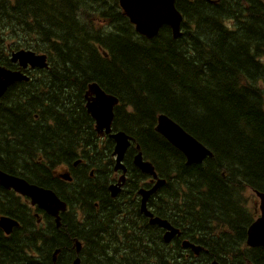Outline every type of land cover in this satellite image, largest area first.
Returning a JSON list of instances; mask_svg holds the SVG:
<instances>
[{
    "label": "trees",
    "instance_id": "obj_1",
    "mask_svg": "<svg viewBox=\"0 0 264 264\" xmlns=\"http://www.w3.org/2000/svg\"><path fill=\"white\" fill-rule=\"evenodd\" d=\"M174 1L183 16L178 39L166 25L152 39L138 35L117 0H0V65L10 66L8 54L18 49L48 58V68L36 70L34 76L40 78L31 82L41 87H27L19 96L22 90H11L9 97L17 104L0 107V171H17L20 163L11 166L17 156L22 162L27 153L43 149L50 154L49 165L67 154L75 161L83 152L85 167L95 168L98 178L83 177L85 188L68 184L83 218H74L76 223L66 220L55 233L33 225L27 207L13 194L5 195L7 204L1 202L0 186V215L12 218L17 210L23 225L18 234L23 239L16 235L15 243L0 233V249L9 264L69 263L68 231L72 237L98 241V252L83 264H264V248L245 247L254 209L242 196V191L264 193V2ZM231 20L238 23L235 31L225 23ZM93 83L118 99L112 130L133 141L124 156L127 183L116 199L107 197V182L99 173L111 177L112 143L92 140L93 121L85 111V94ZM160 115L178 124L213 157L188 165L155 132ZM23 136L27 140L21 144ZM135 146L165 180L147 207L180 230L181 237L169 245L163 242V231L149 225L140 212L137 191L150 186L148 176L132 163ZM32 164L35 171L26 181L49 189L54 175L43 168L45 160L43 166ZM67 203L73 213L75 206ZM94 203L102 215L87 222ZM228 214L232 217L221 228H228L231 239L213 238V225L225 222ZM39 239L45 246L42 257L22 255L23 248L36 246ZM183 240L203 250L194 256L182 249ZM59 247L63 254L53 262L50 253Z\"/></svg>",
    "mask_w": 264,
    "mask_h": 264
},
{
    "label": "water",
    "instance_id": "obj_2",
    "mask_svg": "<svg viewBox=\"0 0 264 264\" xmlns=\"http://www.w3.org/2000/svg\"><path fill=\"white\" fill-rule=\"evenodd\" d=\"M118 3L123 15L134 25L135 31L144 38L151 39L156 36L163 25H167L170 28L173 39L181 37L182 16L176 10L174 0H118ZM11 61L13 63L18 62L22 68L28 66L32 69L48 68L46 54H36L29 50H20L12 54ZM27 80H29L27 76L19 72L6 70L0 66V97L9 85ZM87 98L86 111L94 120L96 131L109 135L115 143L112 152V155L115 156L114 170L122 172L117 184L109 186L110 195L115 197L125 181L126 168L123 164V159L130 147L132 138L121 131L111 134L114 118L113 111L118 104L116 97L105 93L96 84H92L88 87ZM154 130L184 156L188 165L202 164L206 157L212 156L200 142L164 115L157 117ZM133 163L143 174L151 177V182H154V185L150 189L138 190V194L141 197L140 212L149 219V224L156 225L165 231L162 239L168 244L175 236L179 235V230L171 226L166 220L154 217L147 209V202L150 196L165 181L157 178L152 165L149 162L143 161L139 152L134 156ZM64 179H67V177H64ZM0 185L6 189L14 190L23 197H27L31 205L37 206L39 209L53 216L56 225L59 223V212L66 210V204L58 199L53 192L30 185L23 179L0 172ZM257 196L260 199V216L247 229V245L250 247H264V195L258 194ZM17 225L18 223L9 217L0 218V229L6 234ZM183 246L191 248L195 254H198L200 251L199 248H195L187 242H184Z\"/></svg>",
    "mask_w": 264,
    "mask_h": 264
},
{
    "label": "flooded vegetation",
    "instance_id": "obj_3",
    "mask_svg": "<svg viewBox=\"0 0 264 264\" xmlns=\"http://www.w3.org/2000/svg\"><path fill=\"white\" fill-rule=\"evenodd\" d=\"M18 51H15L14 53H16ZM12 53H13V51L8 54V60H9L11 65L10 66L6 65L3 67H5L9 71L19 72L21 74L27 75L29 77L28 81L30 83L29 82L28 83H26V82H15V83L9 85L7 87V90H5L3 95L0 97V107L2 105H9V104H6V102L9 101V98H10L9 93L11 90H15L16 88H18V89L22 90V91H20L22 93L27 87L31 86V82L34 79L40 78V77L34 76V73H35L34 70L35 69H31L29 67L21 68L18 64L12 63L10 61ZM40 87H41V85L39 83L33 84L31 86L32 89L40 88ZM3 99H5L6 102H4ZM32 105L34 106V103H32ZM37 118H38L37 114H33L32 122H36ZM62 128L63 127H61V129ZM92 128H93L94 133H95V136L93 137L92 140L97 141L100 144L102 143L106 146H108L107 142H111L112 143L111 150H112V147L115 146V143L109 137V135H106L104 132H102V133L97 132L95 130V127H94V121H93V127ZM114 132H117V131H114ZM63 133L64 132H62V134ZM67 139H68V141L70 140L68 137H67ZM72 139H74V137ZM26 140H27L26 136H23L21 144H24ZM85 141L87 142V141H89V139L85 138ZM33 142L34 141H30L29 144H31V145L38 144V143H33ZM22 155H24V154H22ZM27 155L28 156H25V160H23L22 162H20L22 160L20 158L21 156L19 157L17 155H12L13 158H15L17 156V158H19V159L13 160L11 163L12 164L11 166H13L14 165L13 163L15 161H17L18 164L20 163L19 169L15 172H9L8 174H12L17 178H20V179L22 178V179L26 180L27 176L30 173H32V171H35V169L31 170L29 164H32V163L30 161H32L34 165H37V164L42 165L43 160H45V166L42 165L43 168L44 169H50L51 173L54 175V178H53L54 181L49 185V191H53L52 186L57 185V187H56L57 191H55L53 193L55 194V196L58 199H60L62 202H64L66 204V210L60 211L58 214L59 215V223H58V225H56L55 218L53 216L47 214L46 212H44L43 210L39 209L36 206L30 205L29 202L25 198H22L15 193V197H17V198H19V200L23 201V204L27 207V210L30 213L31 217L34 218V224L33 225H35L39 230L45 231V233H48V232L49 233H53V232L55 233V230L57 231V230L62 228V226L66 220H73L76 223V220L74 218H80L81 216L83 218L82 208L80 211V209L77 206H75L76 205V197L74 196L73 191L71 190L69 193L67 190L68 184L71 188H73V187L78 188L81 185L83 188L84 183L81 184L82 183L81 180L83 179V177L85 179H88V180L92 179L93 181H96L98 179L97 176H94V173L96 172L95 168L90 169L87 166L85 167V165H87V163H86V158H83V152L81 154L78 153V156L76 157L75 161L73 159L70 160L71 156L68 154H67L65 159L60 157V159H58L59 163H56L55 165H49V163L46 160V157L49 156L50 154L44 153L43 149H37L36 151H34L33 154L27 153ZM133 158H134V156H133ZM5 159H7V158H5ZM111 159L114 161L112 154H111ZM10 161H11V159H10ZM75 162H78V164L76 166L74 165ZM132 163H133V159H132ZM101 165L102 164L100 163V167H101ZM15 169L16 168H14L13 170H15ZM111 171H112L111 173H108L111 175V177L109 178V177H105V172L100 170V172H99L100 173V180L104 181L105 183L107 182V185L105 186V191L107 193L106 194L107 197H110L111 199H116L118 196H120L122 194V192L124 191V189H123L124 185H126V183H127V168H126V178H125L126 181L123 183V185L120 188V191L118 192V194L115 197H112L110 195L109 186L112 184H117L118 178H119V175L121 174V172L120 171H117V172L114 171L113 167H112ZM145 175H147V174H145ZM64 177H67V179H64ZM106 178H107V181H106ZM150 181L151 180L147 179V184L149 186L151 185ZM92 186L96 187V184L93 183ZM38 188H40V186H38ZM1 189L4 193L3 194L4 200L1 202H3L4 204H7V202L5 201V195L9 196V194L6 193L7 192L6 189H4L2 186H1ZM140 189H144V188H140ZM60 194H63V196H61ZM137 195H139L138 191H137ZM62 198L66 199L67 202L71 201L73 204L72 207L75 206V211L73 209V213H70L69 203L62 200ZM81 212H82V214H81ZM20 214H21V212L18 213V211L15 210L14 213L12 215H10L12 217V219H14V220L16 219L20 224L18 223V226L13 227L11 232L7 235H5L4 233H2L0 231L1 236L4 239H10L11 238L14 241V243H15L14 239H15L16 235H17V237L23 239L22 235H21V237H20V235L18 236V234L21 233L20 229L22 230V227H23V225L20 221ZM74 214H75V216H74ZM101 215H102V209H99L98 204L94 203L93 207L86 214L85 218H86L87 222H90V218H92V217L97 218ZM77 225L84 227L85 223H84V221L82 223L80 221H77ZM69 226L72 228V230L74 229V226L72 223L69 224ZM84 229L86 231H90L89 228L88 229L84 228ZM22 233H23V230H22ZM72 233H74V231H72ZM51 237H53V236L49 235V239ZM179 237H181V233L179 235H177L175 238H179ZM67 238L69 241H71V247L68 249V252L66 253V254H69L68 255V261H70V262L66 263V264H70V263L71 264H83L82 261L84 260V258L92 257L93 255H95L98 252V251H96V248L98 246L97 240H91L89 238H85L84 236L82 238L81 237H72L71 233L69 231L67 232ZM41 241L42 240L39 239L37 245L30 248V249H27L26 247L23 248L22 249V255L26 256L27 254H29V256H31V255L36 256L37 258L42 257L45 246L42 244ZM23 246H25V245H23ZM16 249L18 250V246H16ZM62 254H63V248L59 247L57 249H54V251H52L50 253V258L52 259L53 262H55L56 258H58L59 255H62ZM0 264H9L8 261L5 260V256L1 252V249H0Z\"/></svg>",
    "mask_w": 264,
    "mask_h": 264
},
{
    "label": "rangeland",
    "instance_id": "obj_4",
    "mask_svg": "<svg viewBox=\"0 0 264 264\" xmlns=\"http://www.w3.org/2000/svg\"><path fill=\"white\" fill-rule=\"evenodd\" d=\"M239 19H241V18H239ZM237 25H238V23L235 20H231L229 22L228 27H229L230 31H235L237 29ZM263 63H264V58H263ZM19 95H23V93H18L17 96H19ZM3 101L6 102L5 99H3ZM25 103L26 102H24V104ZM6 104L13 105V104H17V103L15 101H11V99L9 98V101L6 102ZM242 196L244 198V201L246 203H249L250 207L252 209H256L257 208V203H256L258 201L257 197L254 198V196H252L251 193L247 192V191H242ZM230 217H232V215L228 214L227 220L225 222H223L221 224L213 225V227L211 229V231L214 230V234L211 235L213 238H216V237L222 238L223 236L230 238L231 232L228 230V228H226V227L221 228L222 226L227 224L228 218H230ZM216 229H219V230H216ZM193 247H195V246H193ZM195 248H199L200 250H202L203 247L196 246ZM14 264H17V263L15 262Z\"/></svg>",
    "mask_w": 264,
    "mask_h": 264
},
{
    "label": "bare ground",
    "instance_id": "obj_5",
    "mask_svg": "<svg viewBox=\"0 0 264 264\" xmlns=\"http://www.w3.org/2000/svg\"><path fill=\"white\" fill-rule=\"evenodd\" d=\"M148 203V202H147ZM164 242V241H163Z\"/></svg>",
    "mask_w": 264,
    "mask_h": 264
}]
</instances>
